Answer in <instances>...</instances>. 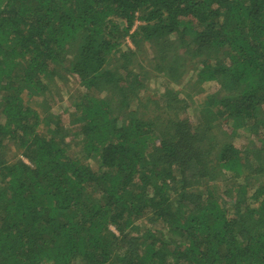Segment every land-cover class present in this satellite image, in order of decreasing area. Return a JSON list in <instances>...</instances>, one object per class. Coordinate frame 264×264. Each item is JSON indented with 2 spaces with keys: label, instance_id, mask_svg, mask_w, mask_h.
Instances as JSON below:
<instances>
[{
  "label": "trees",
  "instance_id": "1",
  "mask_svg": "<svg viewBox=\"0 0 264 264\" xmlns=\"http://www.w3.org/2000/svg\"><path fill=\"white\" fill-rule=\"evenodd\" d=\"M263 106L264 0H0V264H264Z\"/></svg>",
  "mask_w": 264,
  "mask_h": 264
},
{
  "label": "rangeland",
  "instance_id": "2",
  "mask_svg": "<svg viewBox=\"0 0 264 264\" xmlns=\"http://www.w3.org/2000/svg\"><path fill=\"white\" fill-rule=\"evenodd\" d=\"M124 45L126 46L124 48L134 47V44L132 43L130 38H127L125 40ZM152 54H155V51H151L149 45H145V48L139 52V56L133 62V65H136L135 67H137L138 66L137 64H143L144 67H146L147 71H149L150 73V76L147 81V85L149 86V93L157 94V93H162L164 91L165 84H167L166 82L169 81V79L156 72V70L154 69V65L151 63V61L153 60ZM152 62H155L154 64H156V61H152ZM185 65H186L185 66L186 74H182L183 76L181 75L180 77L176 78V80H170V86L175 88L176 90H181L182 92L181 99L185 102V105L188 106V108L185 109L184 112L186 113L187 117L194 125L195 123L199 122L201 115H203L202 113L205 107L204 102L207 99V95L214 93L215 90L219 91L220 88L216 83H211V84L204 83L202 87L204 86L205 91L201 90V86H199L198 84L194 85V83H198L197 70H196V65L194 66V61L190 60V56L187 57V61ZM180 72L183 73V71L181 70ZM66 78L67 79L65 80L59 81L58 89L53 90V92L57 91L55 93L57 96L54 97V100L57 101L54 104L55 105L54 112L61 115V117L65 109L68 108L70 109L69 113L71 112V106L75 101L76 92H78L81 89L79 85L75 84L72 75H67ZM188 84L189 85L191 84L193 86H189ZM263 111H264V106H263ZM184 112L182 113V115L185 117L186 115ZM63 117H64L63 121L65 123L64 125L70 127L71 126L70 120L72 119L71 116L68 115ZM216 133H218V131ZM249 139L250 137L248 134L241 132V137L237 138L235 141L236 143H243V142L246 143ZM6 152L9 159L11 160H13L14 157L23 158L20 155V152H18V150L12 145V143L6 145ZM137 224L139 226V230L141 234L145 233L148 230L161 229L160 223L152 221L150 217L143 218L142 220L137 222ZM111 229L114 230L116 234H118L114 227H111Z\"/></svg>",
  "mask_w": 264,
  "mask_h": 264
}]
</instances>
